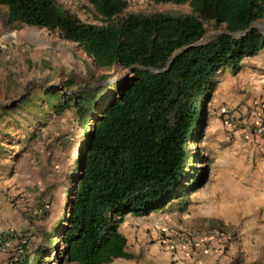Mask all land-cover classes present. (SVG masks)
<instances>
[{
  "label": "trees",
  "instance_id": "trees-1",
  "mask_svg": "<svg viewBox=\"0 0 264 264\" xmlns=\"http://www.w3.org/2000/svg\"><path fill=\"white\" fill-rule=\"evenodd\" d=\"M88 3L102 25L83 22L60 0H0L9 26L59 31L100 68H134L125 80L103 77L74 94L71 80L63 92L43 88L47 96H60L49 104L52 115L71 114L86 131L68 172L65 219L48 241L59 244L60 264L132 258L120 231L125 217L150 215L185 195L189 143L204 119L202 100L211 98L221 71L237 73L245 58L264 50L258 28L234 37L264 20V0H157L187 4L191 13L153 15L129 13L127 0ZM210 31L221 33L195 46ZM24 36L14 32L12 38Z\"/></svg>",
  "mask_w": 264,
  "mask_h": 264
},
{
  "label": "rangeland",
  "instance_id": "rangeland-1",
  "mask_svg": "<svg viewBox=\"0 0 264 264\" xmlns=\"http://www.w3.org/2000/svg\"><path fill=\"white\" fill-rule=\"evenodd\" d=\"M127 1L129 2V13L150 15L161 12L191 13V8L187 4L155 3L153 0ZM60 4L69 12L77 15L83 22L102 25L88 0H60ZM7 12L8 9L5 6H0V212L3 210L2 198H5L4 201L11 205V212L23 211L31 225L26 231L19 232L11 238L16 242L10 245L12 247L10 261L17 256L18 242L22 240L29 242V248L26 249L25 256L22 258L25 260L42 238L39 229L49 230V233H46L50 236L52 225L56 221L65 219L69 187L68 172L78 158L86 133L85 129L75 122L71 114L57 120L52 119L50 127L43 129L40 143L35 141L31 146L41 152L38 161L40 169L34 173L36 175L29 183V188L26 189V191L29 190L30 197L26 198L29 199V202L24 205L20 203V197L15 193L11 194L14 187L11 177L15 169L23 164L22 150L24 149L23 145L26 144V137L24 136L25 132L17 127L11 117L23 119L25 111L22 110V107L25 100H47L49 97L43 94V88L62 91V88L65 89L67 82L71 80L73 82L71 92H77L85 90L87 86L96 83L100 78L110 77V82L115 83L129 78L128 76L131 74L129 70L98 67L77 44L64 40L59 31L29 26L11 27L7 24ZM257 24L264 26V20ZM14 32L25 36L14 39L12 38ZM211 33H216V31H210L208 34ZM215 92L216 89L213 90L210 99L202 100L201 104L205 111L204 119L197 129L199 136L196 135L189 143L187 175L184 183L188 189L185 195L201 189L203 185L205 162L207 161L204 147L217 123L222 121L224 124V112L242 107L241 105H231L228 109H219ZM15 102H17L16 105ZM8 109L13 115H7ZM39 111H36L35 114L40 115ZM32 190L33 192H31ZM42 191H44V195L40 197V200L44 204L43 210L36 212L32 210L33 204H35L33 194H40ZM58 218L59 220H57ZM152 222L153 215L141 217L133 214L127 215L120 231L131 240L133 236L141 234L140 230L143 229L148 239L147 245L151 246L153 245V228L150 226ZM34 224L36 226H33ZM179 226L181 225L179 224ZM179 226L162 228L180 229ZM48 241L47 239L45 242ZM136 244L135 242L134 246ZM48 248V255L51 252L52 256H55L54 258L58 257L61 250L58 243ZM56 250H58L57 253L54 252ZM47 260L51 259L43 260L40 264H48Z\"/></svg>",
  "mask_w": 264,
  "mask_h": 264
},
{
  "label": "crops",
  "instance_id": "crops-1",
  "mask_svg": "<svg viewBox=\"0 0 264 264\" xmlns=\"http://www.w3.org/2000/svg\"><path fill=\"white\" fill-rule=\"evenodd\" d=\"M220 73L216 77L215 87L219 109L241 105V108L250 110L259 100L264 101V50L256 56L245 58L237 73L232 69H225ZM43 94L49 98L25 100L22 107L25 111L23 119L11 117L17 127L25 132L26 137L22 150L23 164L15 169L11 177L14 186L11 194L15 193L20 197V203L24 205L29 202L26 198L30 197L29 190L26 189L35 177L34 173L40 169L38 161L41 152L31 148L32 143H40V135L43 129L50 127L52 119L63 118L53 116L49 105L58 102L60 96H47L45 91ZM36 111H39L40 115H36ZM6 113L8 116L13 115L11 111ZM204 150L207 161L201 189L187 193L151 213L153 245H147L148 239L143 229L140 230L141 234L133 236L131 240L125 235L126 252L132 258L117 259L111 264H264V140L253 136L251 132L244 135L241 130L232 134L222 121H219ZM33 195L35 204L32 210L39 212L43 210L44 204L40 197H43L44 191ZM2 200L0 236H3L6 245H0V264H8L12 252V247L8 246L11 238L26 231L31 225L23 211L11 212V205L4 201L5 198ZM58 223L59 221H56L52 225L50 233ZM211 225H221L228 230L232 234L230 241L225 246H216L208 255L192 258H186L182 253L175 257L165 250L158 241L155 230L173 226L199 230ZM39 230L42 238L29 253L26 264H40L46 259H51L47 260L48 264H60L55 260V256H52L53 253L48 255L38 252L40 247L53 246L45 242L50 238L47 234L49 230ZM12 242L14 244L16 241ZM135 242L137 244L134 246Z\"/></svg>",
  "mask_w": 264,
  "mask_h": 264
},
{
  "label": "built area",
  "instance_id": "built-area-1",
  "mask_svg": "<svg viewBox=\"0 0 264 264\" xmlns=\"http://www.w3.org/2000/svg\"><path fill=\"white\" fill-rule=\"evenodd\" d=\"M223 115L224 125L230 133L233 134L241 130L245 135L251 132L253 136L264 140L263 100L256 102L250 110L235 108L225 111ZM155 230L161 246L175 257L178 253H182L186 258L203 257L208 255L216 246H225L232 237V234L221 225H211L199 230L170 228H156ZM12 240L10 245H13ZM18 243L17 256L12 258L8 264H18L24 258L26 249L29 248L27 240ZM0 245H6L3 236H0Z\"/></svg>",
  "mask_w": 264,
  "mask_h": 264
},
{
  "label": "water",
  "instance_id": "water-1",
  "mask_svg": "<svg viewBox=\"0 0 264 264\" xmlns=\"http://www.w3.org/2000/svg\"><path fill=\"white\" fill-rule=\"evenodd\" d=\"M254 28H258V29L264 34V26H263V25H258V24L256 23V24H254L253 26H251L250 29L235 34L234 37H243L247 32H249L251 29H254ZM219 33H221V32H216V33H211V34L206 35V36H205V37H204L199 43L195 44V46H199V45H203V44H205V43L207 42V40H208L211 36H213V35H215V34H219ZM60 36H62V35L60 34ZM187 49H188V48H186L185 50H182V51H178V52L175 54V58L178 57L179 55L183 54ZM175 58H174V59H175ZM171 63H172V62H171ZM170 67H171V64L169 65L168 69L164 70L163 72L168 71V70L170 69ZM129 71H130V74H132V73L134 72V68L130 69ZM153 71L158 72V71H156V70H153ZM128 77H129V76H128ZM92 88H93V87H92ZM62 91H65V89L62 88ZM74 93H75V92H70L69 94H74ZM16 104H17V102H15V105H16Z\"/></svg>",
  "mask_w": 264,
  "mask_h": 264
}]
</instances>
